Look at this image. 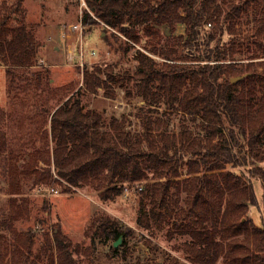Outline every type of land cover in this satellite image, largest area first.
Wrapping results in <instances>:
<instances>
[{"label": "trees", "instance_id": "1", "mask_svg": "<svg viewBox=\"0 0 264 264\" xmlns=\"http://www.w3.org/2000/svg\"><path fill=\"white\" fill-rule=\"evenodd\" d=\"M24 1L1 5L0 65L8 104L34 109L29 120L40 118L36 130L47 147L16 154L7 131L12 113L0 109V175L13 181L12 194L20 196L22 178L39 187L53 176L64 193L89 186L103 201L139 188L137 225L145 230L169 225L170 237L182 239L194 264H217L221 258L264 264V227L247 216L257 202L254 179L261 182L264 202V63L261 70L236 63L237 45H247L251 58H264V0H223L225 7L220 0H87L93 15L84 14V32L100 28L113 52L127 54L142 41L141 31L154 32L152 26L175 31L184 25L177 40L192 55L179 57L174 48L153 46V55L139 49L134 72L125 76L112 65H86L82 87L64 102L49 69L38 67L42 45L26 20ZM252 10L260 18L250 34H242L235 29L237 20ZM213 23L232 36L229 48L226 42L211 46L213 36L202 34ZM239 76L245 77L231 82ZM131 87L145 105L139 107L138 131L128 127L127 113L115 111L107 119L86 109L81 97L103 92L115 100L117 90L131 96ZM51 101L61 104L54 109ZM240 168L247 172L234 171ZM15 197L0 221V264H77L73 253H83L82 245L60 229L34 249L35 230L16 226L29 218V200ZM86 233L95 244L96 236L109 242L134 231L98 213Z\"/></svg>", "mask_w": 264, "mask_h": 264}, {"label": "rangeland", "instance_id": "2", "mask_svg": "<svg viewBox=\"0 0 264 264\" xmlns=\"http://www.w3.org/2000/svg\"><path fill=\"white\" fill-rule=\"evenodd\" d=\"M17 0H0V8L3 2L13 4ZM219 3L225 7L223 0ZM23 8L26 11V20L34 26V34L38 42L42 45L40 49V62L38 67H46L50 71L52 87L61 90L62 102L69 97L76 95L83 85V69L77 66H70L66 63V46L61 45L58 35L65 25L74 24L79 19L80 1L77 0H25ZM261 13L252 10L249 16L239 20L237 31L242 34H250L255 26V18H260ZM220 25H223L221 22ZM154 34L141 31L142 41L125 55L120 52H113L109 45L102 39L104 32L96 28L92 32H84L83 49L86 54L85 66L112 65L120 76L133 73L135 70L134 52L136 50L151 53L152 47L158 50H177L179 57L191 54L190 50L179 44L177 37L185 34V26L177 25L175 31L168 26H152ZM222 28V29H221ZM202 34L206 37L213 36L211 46L221 45L224 42L229 48L232 36L227 33L225 26L207 25L202 29ZM223 38V40L221 39ZM244 42V41H242ZM71 48L80 47V40L76 34L67 43ZM247 46V45H246ZM246 46H236L240 52L236 55V63L240 65L253 64L261 70L264 63L262 55L251 58L252 51ZM253 47V46H252ZM95 50L97 54L91 55ZM163 62V56H156ZM36 69H40V68ZM132 95L128 96L126 91L117 90V98L112 100L106 98L103 92L98 95L81 94L82 101L86 109H97L109 119L110 115L118 111L129 115V128L141 130L139 107L145 106L138 92L131 87ZM57 101H51L53 108L59 107ZM0 109L11 111L12 119L8 121V135H10L11 146L15 153L25 152V154L35 150L43 151L47 147V140L42 138L36 130V123L40 118L31 123L29 117L35 113L21 104L10 107L6 95V74L5 69L0 67ZM161 111H165L161 109ZM172 122L179 130V116L172 115ZM40 124V123H39ZM51 141V140H50ZM51 144V143H50ZM22 161L19 162V165ZM17 166V165H16ZM234 171H245L240 168ZM187 172L184 171V176ZM59 178L53 176L49 185L34 187L32 181L20 180L21 194L17 199L24 197L29 200L30 216L27 220L16 224L20 231L34 229L35 245L34 249L43 246L46 235L53 236V230L60 229L74 244L82 245L81 254L73 253V259L77 264H194L189 259L188 253L184 250L182 239L174 235L170 237L172 231L169 225L162 227L154 226L152 230H145L137 225L139 211V188H130L122 195L112 201H103L99 193L92 187H73L72 192L64 193L63 189L56 183ZM13 181L0 175V221L9 211V202L12 197L11 184ZM255 196L257 202L251 206L247 215L251 217L256 225L264 227V202L261 182L253 180ZM55 188L58 193H50L49 189ZM15 197V198H16ZM20 203V201H19ZM98 213H105L125 227L134 231L132 237L121 238L118 247H114V241L105 242V239L96 236L95 244L87 236V231L91 227L93 218ZM117 249L114 253L113 250ZM228 259L221 258L217 264H229Z\"/></svg>", "mask_w": 264, "mask_h": 264}, {"label": "built area", "instance_id": "3", "mask_svg": "<svg viewBox=\"0 0 264 264\" xmlns=\"http://www.w3.org/2000/svg\"><path fill=\"white\" fill-rule=\"evenodd\" d=\"M80 1V14L79 19L74 24L65 25L63 29H61L60 34L58 35V40L61 45H67L66 47V63L70 66L81 67L82 69L85 67L86 54L83 49V37H84V24H83V16L86 12L91 13L87 0H79ZM92 14V13H91ZM93 15V14H92ZM211 26V24H209ZM111 29V28H110ZM76 34L81 44L79 49L71 48L68 45V41L72 39V35ZM126 39V38H125ZM97 52L95 50L91 51V55L95 56ZM50 193H58L55 188L49 189Z\"/></svg>", "mask_w": 264, "mask_h": 264}, {"label": "water", "instance_id": "4", "mask_svg": "<svg viewBox=\"0 0 264 264\" xmlns=\"http://www.w3.org/2000/svg\"><path fill=\"white\" fill-rule=\"evenodd\" d=\"M244 77L245 76L234 77V78L231 79V82L235 83V82L243 79ZM120 243H121V238H119L116 242H114L113 246L116 248V247H118L120 245Z\"/></svg>", "mask_w": 264, "mask_h": 264}, {"label": "crops", "instance_id": "5", "mask_svg": "<svg viewBox=\"0 0 264 264\" xmlns=\"http://www.w3.org/2000/svg\"><path fill=\"white\" fill-rule=\"evenodd\" d=\"M0 67H3V66L0 65ZM3 68H4V67H3ZM4 69H5V68H4ZM5 74H6V72H5Z\"/></svg>", "mask_w": 264, "mask_h": 264}]
</instances>
